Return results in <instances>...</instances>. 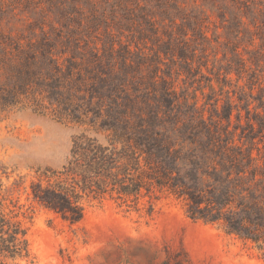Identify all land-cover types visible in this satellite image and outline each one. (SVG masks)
I'll return each mask as SVG.
<instances>
[{"label": "trees", "instance_id": "obj_1", "mask_svg": "<svg viewBox=\"0 0 264 264\" xmlns=\"http://www.w3.org/2000/svg\"><path fill=\"white\" fill-rule=\"evenodd\" d=\"M19 108L81 128L31 180L40 207L75 223L165 192L264 255V0H0V112ZM1 186L5 264L30 252Z\"/></svg>", "mask_w": 264, "mask_h": 264}, {"label": "rangeland", "instance_id": "obj_2", "mask_svg": "<svg viewBox=\"0 0 264 264\" xmlns=\"http://www.w3.org/2000/svg\"><path fill=\"white\" fill-rule=\"evenodd\" d=\"M80 129L31 108L0 112L1 194L9 208L10 199L22 205L18 218L30 252L5 264H264L254 243L192 220L183 202L165 192L136 204L108 195L89 199L75 223L40 207L29 196L31 180L66 162Z\"/></svg>", "mask_w": 264, "mask_h": 264}]
</instances>
